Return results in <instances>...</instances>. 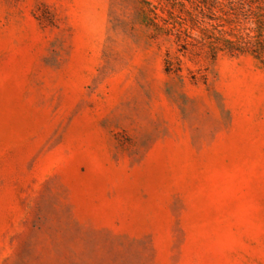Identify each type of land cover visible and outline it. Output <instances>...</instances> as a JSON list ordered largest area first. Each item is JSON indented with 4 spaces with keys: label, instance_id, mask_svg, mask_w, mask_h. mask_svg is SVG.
Returning a JSON list of instances; mask_svg holds the SVG:
<instances>
[{
    "label": "rangeland",
    "instance_id": "1",
    "mask_svg": "<svg viewBox=\"0 0 264 264\" xmlns=\"http://www.w3.org/2000/svg\"><path fill=\"white\" fill-rule=\"evenodd\" d=\"M198 16L0 0V264H264V64Z\"/></svg>",
    "mask_w": 264,
    "mask_h": 264
},
{
    "label": "trees",
    "instance_id": "2",
    "mask_svg": "<svg viewBox=\"0 0 264 264\" xmlns=\"http://www.w3.org/2000/svg\"><path fill=\"white\" fill-rule=\"evenodd\" d=\"M197 2L201 36L194 39L186 35L182 39L183 50L190 45L197 55L212 60L219 52L232 56L250 54L264 64V0Z\"/></svg>",
    "mask_w": 264,
    "mask_h": 264
}]
</instances>
